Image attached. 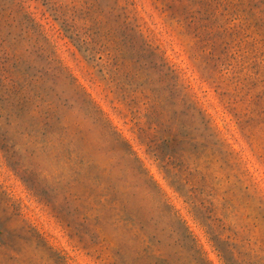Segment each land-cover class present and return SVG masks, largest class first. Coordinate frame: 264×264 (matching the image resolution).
<instances>
[{"label":"rangeland","instance_id":"obj_1","mask_svg":"<svg viewBox=\"0 0 264 264\" xmlns=\"http://www.w3.org/2000/svg\"><path fill=\"white\" fill-rule=\"evenodd\" d=\"M0 264H264V0H0Z\"/></svg>","mask_w":264,"mask_h":264}]
</instances>
